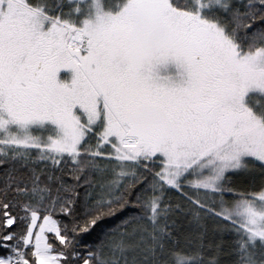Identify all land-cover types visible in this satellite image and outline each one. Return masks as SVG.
<instances>
[{"label": "snow or ice", "instance_id": "6c2138e0", "mask_svg": "<svg viewBox=\"0 0 264 264\" xmlns=\"http://www.w3.org/2000/svg\"><path fill=\"white\" fill-rule=\"evenodd\" d=\"M0 264H264V0H0Z\"/></svg>", "mask_w": 264, "mask_h": 264}]
</instances>
